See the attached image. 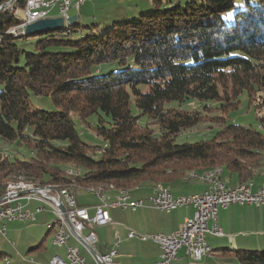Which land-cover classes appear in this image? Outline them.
Here are the masks:
<instances>
[{
	"label": "trees",
	"instance_id": "obj_1",
	"mask_svg": "<svg viewBox=\"0 0 264 264\" xmlns=\"http://www.w3.org/2000/svg\"><path fill=\"white\" fill-rule=\"evenodd\" d=\"M24 4L15 0L0 10V140L27 152L20 158L0 151V197L16 180L75 193L98 185L111 191L168 187L189 172L215 167L238 183L260 175L264 0H151L137 15L134 8L105 9V17L114 19L102 25L94 14L84 16L87 22L77 14L59 29L17 34L13 30L22 19L13 9ZM27 38L34 39L30 49L17 43ZM112 62L120 67L103 71ZM229 92L232 109L246 93L258 128L226 121L210 139L176 143L204 113L226 109ZM32 97H49L53 107L34 106ZM189 99L200 109H182ZM71 112L83 122L98 114L97 122L87 125L103 146L80 139ZM101 113L110 118L108 125ZM45 236L32 247H40ZM216 251L236 264H264V250ZM0 264H10L2 251Z\"/></svg>",
	"mask_w": 264,
	"mask_h": 264
},
{
	"label": "built area",
	"instance_id": "obj_2",
	"mask_svg": "<svg viewBox=\"0 0 264 264\" xmlns=\"http://www.w3.org/2000/svg\"><path fill=\"white\" fill-rule=\"evenodd\" d=\"M85 0H30L29 18L22 21L15 30H21L27 24L49 16L51 8L57 6L58 15L65 21L70 20L68 11L78 9ZM205 183L204 180H200ZM206 188L200 193L182 194L174 196L170 190H155L153 194L133 199L124 194H95L99 203L95 205L90 216L88 209L76 201L75 193L68 188L47 187L45 192H27L6 188L7 198L2 197L0 202V233L5 234V221L19 220L34 222L39 214L44 213L47 207L54 216L58 217V224L48 226L52 232H58L56 247L63 249L65 258L54 256L49 264H89L79 250L70 245L71 238L84 246L96 241L94 228L110 222L109 208L136 210L144 206H151L161 211H171L182 206H192L193 213L184 219L183 223L171 233L157 232L150 235L137 234L129 231L128 237H137L141 240H150L161 250L160 258L155 264H182L183 258L200 261L211 252L207 244L206 235L223 236V230L217 223V209H226L233 204H264V183L252 189V186L230 185L222 180V175L212 183H205ZM93 193V192H91ZM36 202L32 208L26 203ZM61 204L65 212L61 210ZM86 231V232H85ZM13 243L11 242V245ZM119 240L115 241V247ZM112 248L100 255L103 264H118L117 251Z\"/></svg>",
	"mask_w": 264,
	"mask_h": 264
},
{
	"label": "crops",
	"instance_id": "obj_3",
	"mask_svg": "<svg viewBox=\"0 0 264 264\" xmlns=\"http://www.w3.org/2000/svg\"><path fill=\"white\" fill-rule=\"evenodd\" d=\"M90 2L94 5V7H100L102 10H105L112 5V0H85L83 4L86 2ZM124 1H133V0H124ZM151 0H143L140 4L142 6L149 5ZM77 14L74 15L76 17ZM49 16H58L57 6L53 7L49 11ZM224 174H222L223 177ZM226 177L227 184L237 185V179L235 176L228 177L227 174L224 175ZM187 179V178H186ZM191 179V178H190ZM197 179V178H192ZM180 180V179H179ZM199 180V179H198ZM253 186L252 189H255L260 184L264 183V172L261 173L257 179L254 178L252 180ZM203 182V181H202ZM169 186V185H168ZM156 187H165L163 185H154V184H144L139 188H135L136 190H129L131 198H141L146 197L154 193V188ZM206 188V184L204 183L203 190L194 191L191 193H200L204 191ZM169 189V188H168ZM118 190V189H117ZM170 190V189H169ZM85 192V189H83ZM171 191V190H170ZM108 195L116 194L114 190H107ZM176 195H182L180 192H172ZM190 193V194H191ZM90 195V194H89ZM95 195V194H94ZM76 201L79 205L85 206L88 210L94 212V206L99 203V198L95 195V200H92L90 197L87 199H78L76 192ZM36 202L26 203L27 207L32 208L36 205ZM116 209L119 208H109L108 215L110 217V222L106 225L98 226L99 228H94V233L96 235V241L92 244L93 249L99 256L101 254H105L107 251L115 247V241L118 239L119 244L115 247L117 251L116 261L118 264H155L160 258L161 250L159 246L153 243L150 240H141L137 237L129 238L128 232L135 231L137 234L141 235H150L157 232L163 233H171L175 229H177L186 219L191 216L193 212L192 206H182L177 209L171 211H161L151 206H144L138 208L134 211L130 209ZM46 210L43 215L47 216L48 212L52 214L50 211ZM37 220V219H36ZM54 218L49 222H53ZM217 223L222 228L224 235L223 236H214L211 234L206 235L207 244L211 248L210 254L203 257L200 261H193L183 258L180 263L182 264H235V260L233 258H224L221 257L216 248L220 247H231V248H239V249H248L252 250L254 248L264 246V204L260 206H256L253 204H233L226 209L218 208L217 209ZM51 231V230H50ZM86 232V231H85ZM47 235L43 240V244L40 247H32L30 246L27 250V253L30 254L31 258L29 262L26 260V256L18 250L14 249L15 244L13 243L11 247L15 252V264H22L25 262L31 264H49L51 258L54 256H58L60 258H65L64 251H61L60 248L49 252L46 249ZM28 244H35L38 238L33 239L29 238ZM50 240V239H49ZM74 242L76 240H73ZM77 242V241H76ZM80 243V242H78ZM52 246L55 244L52 243ZM69 244L78 247L75 244H72L71 240ZM83 245V244H82ZM36 246V245H34ZM56 246V245H55ZM54 246V247H55ZM84 246V245H83ZM86 248V246H84ZM33 248V249H32ZM63 250V249H62ZM79 250V249H78ZM89 252V259L85 258L87 263L89 264H97L96 258L92 255V253L86 248ZM80 252V251H79ZM80 254H82L80 252ZM37 257L35 263L32 259ZM188 261V262H187ZM196 262V263H194Z\"/></svg>",
	"mask_w": 264,
	"mask_h": 264
},
{
	"label": "rangeland",
	"instance_id": "obj_4",
	"mask_svg": "<svg viewBox=\"0 0 264 264\" xmlns=\"http://www.w3.org/2000/svg\"><path fill=\"white\" fill-rule=\"evenodd\" d=\"M162 1L163 2L171 1L172 4H176L177 2H180L181 4H183L186 0H162ZM110 2H112L111 7L119 8L120 11L125 10L127 8L128 9L134 8L135 14L138 11H141V9L144 11V10L149 9V7H150V3H149V5H145V6L140 5L143 2V0H133V1L112 0ZM74 12H75V14L80 15V17H84V16L87 17L86 15H93L94 14V20L97 21L99 25H102L103 21L106 23H109L110 21H112V19H114V14L113 15L108 14L109 17H105V16H107L106 11L102 10L98 6L94 7V5L91 4L89 1L86 2L85 4L81 5V11L79 13L77 10L70 9L68 11L69 16L74 15ZM17 17L19 19H23L25 17V13H24V10L22 8L18 9V16ZM85 17L83 20L85 22H87V18L85 19ZM118 17H121V16H118ZM104 19H106V20H104ZM33 42H34V39H31V38H27L26 40L17 39L18 45L20 47L25 48V49H30L32 47ZM119 67L120 66L116 65L115 62H112L110 64H105L103 71H107L108 69H118ZM227 97L229 98L230 101H229L228 105L226 106V109H224L223 111H220L219 109L214 108V109L210 110L208 113H204L203 119L199 124H197L196 126H194L192 128H189L185 131H182L176 137V140H175L176 143L195 142V141H199V140L210 139L214 136L216 131L218 129H220L221 126L226 121H230L234 124H240V125H243L245 127L258 128V120L256 118V108L248 102V98L246 96V93L243 92L239 95V104L237 105V108H235V109H232L234 107L233 105H229V104H233L232 102L235 99L232 92H229ZM251 97H253V95ZM256 98H257V96H256ZM32 102H33V105L37 106V107L42 106L46 109H51L53 107V103L51 102L49 97H32ZM181 108L184 110H199L200 109V103L196 100L189 99V100H186L185 102L182 103ZM132 110L134 113H137V109L134 107V105L132 106ZM101 114H102V117H103L106 125H108L110 118L108 116L104 115L103 113H101ZM71 118H72V121L74 123L75 129L78 132L80 139L82 141H84L85 143L92 145V146L93 145H95V146H103L104 145L103 139L99 135H97L95 133V131L93 129H91L90 127H88V125H87V123H89V124L96 123L97 119H98V114L91 115L90 117L87 118L86 122H83L82 120H80L77 117V115L74 114L73 112H71ZM140 122L142 124H145L146 118L141 117ZM150 127L154 131H157L156 125H150ZM0 151L7 153V154H11V155H13V154L17 155L20 158H22L23 155H27V152L24 148H22L20 146H16L14 144H11V145L6 144L2 140H0ZM97 154H98V152H97ZM70 169H73V168H70ZM69 171H67V173L71 174V173H69ZM257 172L259 174L263 173L264 168L258 169ZM190 173L191 172H189V174ZM188 175L186 177L187 179L183 178V179L177 180L173 183H170L168 188L172 192H180V193H183L184 195L190 194L191 192H194V191L203 190L204 182H202L198 179H192V178L190 179L188 177ZM224 175L222 178L224 181H227L226 177ZM255 178L257 179V177H255ZM16 181L19 182V180H16ZM16 181L7 183L6 188L8 187L11 189V184H14ZM21 181H24V180H21ZM250 181L253 182L252 180H250ZM250 181H247V182H250ZM24 182L30 183V182H26V181H24ZM35 186H37V185H35ZM92 187H94V186H92ZM97 187H101L104 189L109 188V187L101 186V185H98ZM133 190H136V189H133ZM91 192L92 191H90L89 187H87L85 189V192L83 191V189L81 187H78L76 189L77 198L80 200L81 199H87V197H90L92 200H95V198H96L94 195L95 193L94 192L91 193ZM103 194L108 195L107 192H103ZM7 195H8L7 190H5V192L0 197V202L2 201V197L5 200V198H7ZM48 209H50V208L47 207V210ZM119 209H116V210L118 211ZM131 211H133V210H131ZM88 213L90 216L93 214V212L91 210H88ZM47 214L48 215L45 217L43 215L39 214L37 216L36 221L29 222V223L21 222L19 220L5 221V224H6L5 234L0 233V251L4 252L7 255V258L9 259L10 264H15L14 263L15 252H14L13 248L11 247V242H13L15 244L14 249L20 250L23 253V255L26 256V260L29 262H33V261H30L31 256L29 253H27L28 248L30 246L37 245L45 235H47L46 242H45L46 249L49 252H52L53 250L57 249V247L55 246L57 244L54 245L55 247L52 246V244H51V240H52V236H53L54 232H52V230L50 232H47V230H48L47 224L52 220V218H54V220H55L56 216H54L53 213L50 214L49 212ZM0 226H1V223H0ZM97 228H99V227H96V229ZM32 237H33V239L38 238V240L35 244L29 245L28 244V241L30 240L29 238H32ZM70 240H71L72 244L76 243L75 245L78 247L79 251L82 253L81 255L84 256L85 258L89 259L90 254L86 250V248L81 243H78L76 241L74 242L73 238H71ZM60 250L63 251L61 248H60ZM252 250H260L261 251V250H264V246L254 248ZM32 259L34 260L35 263H38V262H36V261H38L37 257H35V258L32 257ZM188 260L190 261V259H188ZM190 262H193V261H190ZM194 263H196V262H194ZM22 264H31V263L25 262ZM235 264H236V262H235Z\"/></svg>",
	"mask_w": 264,
	"mask_h": 264
},
{
	"label": "bare ground",
	"instance_id": "obj_5",
	"mask_svg": "<svg viewBox=\"0 0 264 264\" xmlns=\"http://www.w3.org/2000/svg\"><path fill=\"white\" fill-rule=\"evenodd\" d=\"M29 2H30V0H25V4H24V8H23L24 13H25V17L22 19V21H27L29 18ZM13 13L18 15V10L13 9ZM24 27H22L21 30H15L13 32H16L18 34L19 32L23 31ZM222 172L223 171L220 167H215L212 169L204 170L202 172H191L188 175V177L189 178H197L199 180L205 179V183H212V180H217V176L222 175ZM237 185H239V184H237ZM50 186L56 187V186L51 185V184L38 187V186H34L33 184L25 183L24 181L19 180V182L16 181L14 184H11V189L12 190H23V191H27V192H45L46 188L50 187ZM245 186H253V183L251 181L246 182ZM89 189H90V191L94 192L95 194H103V192L107 191L106 189L101 188V187H97V186L96 187L91 186V187H89ZM157 189L169 190L168 188H165V187H156V188H154V191ZM130 193H129V190H127V189H119L116 191V194L130 195ZM57 224H58V217L56 216V219L53 220V222L48 223V226H55ZM52 242L54 244L58 243V232L53 233Z\"/></svg>",
	"mask_w": 264,
	"mask_h": 264
},
{
	"label": "water",
	"instance_id": "obj_6",
	"mask_svg": "<svg viewBox=\"0 0 264 264\" xmlns=\"http://www.w3.org/2000/svg\"><path fill=\"white\" fill-rule=\"evenodd\" d=\"M15 0H9L3 4L0 5V10L11 5ZM124 1V0H123ZM81 7V5H80ZM80 7L78 9H74V10H79ZM69 16V14H68ZM70 20H67L65 21L64 17L61 16V15H58V16H48L46 18H43V19H38V20H35L29 24H27L24 28V32L25 34H34V33H38V32H43V31H46V30H49V29H52V30H56V29H59L61 27L64 26V23L68 22V21H71L72 19L76 18L75 16H69ZM61 210L63 212H65V208L64 206L61 204ZM13 243V242H12ZM86 248L92 253V255L96 258V261L98 262L97 264H103L100 260V256L99 254H97L95 252V250L93 249L92 246L90 245H86Z\"/></svg>",
	"mask_w": 264,
	"mask_h": 264
}]
</instances>
